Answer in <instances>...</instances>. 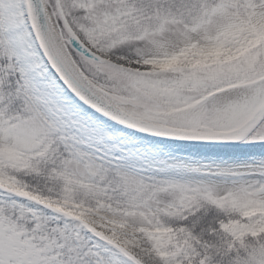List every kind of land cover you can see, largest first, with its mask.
<instances>
[{
    "label": "snow or ice",
    "instance_id": "snow-or-ice-1",
    "mask_svg": "<svg viewBox=\"0 0 264 264\" xmlns=\"http://www.w3.org/2000/svg\"><path fill=\"white\" fill-rule=\"evenodd\" d=\"M0 264H264V0H0Z\"/></svg>",
    "mask_w": 264,
    "mask_h": 264
}]
</instances>
